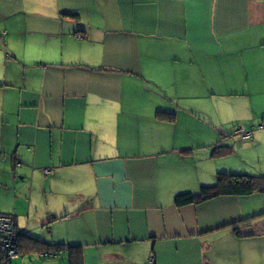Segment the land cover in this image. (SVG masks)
<instances>
[{"label": "crops", "instance_id": "1", "mask_svg": "<svg viewBox=\"0 0 264 264\" xmlns=\"http://www.w3.org/2000/svg\"><path fill=\"white\" fill-rule=\"evenodd\" d=\"M263 121L264 0H0V214L65 244L7 264H264V193L175 204L264 175Z\"/></svg>", "mask_w": 264, "mask_h": 264}, {"label": "trees", "instance_id": "2", "mask_svg": "<svg viewBox=\"0 0 264 264\" xmlns=\"http://www.w3.org/2000/svg\"><path fill=\"white\" fill-rule=\"evenodd\" d=\"M158 117L167 119L173 117V113L158 111ZM264 122V121H263ZM230 146H218L216 147L214 153L217 155L228 154L231 151ZM255 192H264V175H250L244 173H227L220 172L216 176V182L212 185H202L197 193L185 192L180 193L175 197V204L177 206H184L189 204H200L207 200L222 196V195H250ZM0 215H10L3 214ZM262 215V214H261ZM261 215L253 216L245 221L255 219ZM14 217V216H13ZM15 219V217H14ZM238 232V228H237ZM27 240V241H26ZM25 241L32 249L38 250L40 253H57L62 249H65V244H54L47 243L41 239L29 236L25 233H19L18 236V246L19 250L21 247L25 246L22 242ZM70 251V263L78 264L80 263L81 246H72L68 248ZM22 250V249H21ZM3 255L0 252V264H2Z\"/></svg>", "mask_w": 264, "mask_h": 264}, {"label": "built area", "instance_id": "3", "mask_svg": "<svg viewBox=\"0 0 264 264\" xmlns=\"http://www.w3.org/2000/svg\"><path fill=\"white\" fill-rule=\"evenodd\" d=\"M259 128H264V122ZM243 140L251 141L253 139V131L237 130ZM19 230L16 227V221L13 216L0 215V252L3 255L2 264H7L11 260L20 255L18 246Z\"/></svg>", "mask_w": 264, "mask_h": 264}, {"label": "rangeland", "instance_id": "4", "mask_svg": "<svg viewBox=\"0 0 264 264\" xmlns=\"http://www.w3.org/2000/svg\"><path fill=\"white\" fill-rule=\"evenodd\" d=\"M257 155L258 154L250 153V157L251 158H253L255 156L258 157ZM259 159H256L255 162H254V165H252V166H256V169H259V164H258V160ZM237 173H239V172H237ZM242 173H244V174H250V175H261L262 172H256L255 174H251V173H247V172H242ZM9 192H13V191L10 190ZM262 193H264V192H262ZM4 199H5V201L7 200L5 198V191L3 192L1 202H3ZM20 202L23 204V207L19 211L22 212L23 211L22 210L23 208L26 209V205L27 204H26L25 201H20ZM36 255L37 254H31V255L28 256V258L26 260L25 259L24 260L23 259H20V261L12 260V264H49V263H51L53 261L51 258H41L40 256H39L40 257L39 258ZM48 260H49V263H48ZM58 261L59 262L57 264H69L68 261H67V259H65V257H63V256H61Z\"/></svg>", "mask_w": 264, "mask_h": 264}]
</instances>
